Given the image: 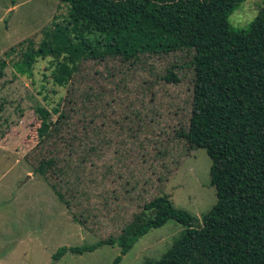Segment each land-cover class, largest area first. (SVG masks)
<instances>
[{
  "label": "rangeland",
  "instance_id": "374dc122",
  "mask_svg": "<svg viewBox=\"0 0 264 264\" xmlns=\"http://www.w3.org/2000/svg\"><path fill=\"white\" fill-rule=\"evenodd\" d=\"M68 7L0 0V264H113L118 244L57 261L54 255L119 237L135 217L151 215L143 207L157 196L198 220L217 201L206 151L179 137L191 112L190 54H143L132 62L47 55L22 64L46 38L44 29L67 25ZM262 8V0H245L228 21L247 31ZM63 31L76 40L72 25ZM170 63L181 66L179 83L163 80ZM37 108L49 112L44 142ZM182 230L172 220L150 230L119 264L160 259Z\"/></svg>",
  "mask_w": 264,
  "mask_h": 264
},
{
  "label": "trees",
  "instance_id": "16d2710c",
  "mask_svg": "<svg viewBox=\"0 0 264 264\" xmlns=\"http://www.w3.org/2000/svg\"><path fill=\"white\" fill-rule=\"evenodd\" d=\"M244 1L60 0L69 6L70 20L55 23L52 33L44 29L40 46L23 54L24 66L47 55L127 62L143 54L192 56L186 65L193 72L191 112L179 137L206 151L217 201L198 220L157 196L143 207L151 215L135 217L119 237L60 248L54 260L118 244L121 253L113 264H119L141 237L172 220L183 227L180 236L160 259L145 264H264V0L248 30L237 31L228 20ZM68 25L74 41L63 31ZM91 34L98 40L91 41ZM180 68L170 63L163 80L179 83ZM60 71L68 74L65 65ZM35 112L43 118L37 137L44 142L49 112Z\"/></svg>",
  "mask_w": 264,
  "mask_h": 264
}]
</instances>
